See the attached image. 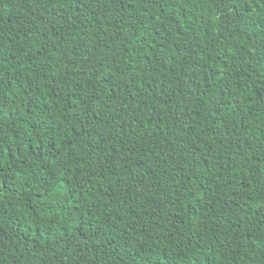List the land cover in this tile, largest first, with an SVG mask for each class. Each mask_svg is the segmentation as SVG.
Wrapping results in <instances>:
<instances>
[{"label":"trees","instance_id":"obj_1","mask_svg":"<svg viewBox=\"0 0 264 264\" xmlns=\"http://www.w3.org/2000/svg\"><path fill=\"white\" fill-rule=\"evenodd\" d=\"M0 264H264V0H0Z\"/></svg>","mask_w":264,"mask_h":264}]
</instances>
